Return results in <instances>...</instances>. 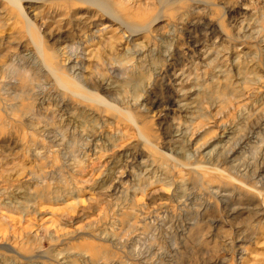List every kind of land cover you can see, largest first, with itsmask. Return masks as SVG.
<instances>
[{"label":"rangeland","instance_id":"374dc122","mask_svg":"<svg viewBox=\"0 0 264 264\" xmlns=\"http://www.w3.org/2000/svg\"><path fill=\"white\" fill-rule=\"evenodd\" d=\"M58 1L41 2L32 10L49 24L62 20L64 29L81 28L84 23L77 24L72 8L61 11L69 18L61 16ZM164 3L129 0L123 6L137 23L152 11L162 12V23L152 32L138 31L129 39L112 26L94 31L93 40L82 35L85 77L106 78L111 66H121L120 76L129 66L121 80L109 82L108 99L131 114L102 111L87 103L76 111L54 113V104L48 102L37 106L38 111L22 113L15 76L0 78L8 88L0 84V104L6 107L2 114L11 123L0 131V246L8 245L0 249V264H264L263 195L253 188L254 182L227 170L260 168L256 173L264 178V0ZM23 5L28 7L27 2ZM87 5L77 7L96 11ZM6 6L3 22L9 24L0 28V38L7 41L15 33L29 40L23 17ZM239 6L235 14L225 10ZM209 18L223 24L224 35L208 30ZM195 43H200L197 50ZM9 46L0 47V65L6 62ZM179 50L189 54L178 56ZM169 55L182 75L173 82L174 92L155 79ZM132 69L137 72L130 75ZM138 69H150L149 75ZM39 80L50 87L48 92L53 90L45 78ZM170 93L180 102L194 103L193 112L165 115ZM55 94L60 100L65 96L58 90ZM15 108L18 112L11 111ZM14 113L23 119L20 123L15 124L20 117ZM30 117L33 123L25 120ZM140 131L148 141L143 142ZM177 131L180 134L174 136ZM222 133L214 160L226 161V172L221 177L211 174L210 180L197 175L190 167L203 166L205 158L198 157L195 147L200 149ZM143 150L146 156L133 160ZM94 230L100 236L88 235Z\"/></svg>","mask_w":264,"mask_h":264},{"label":"bare ground","instance_id":"6f19581e","mask_svg":"<svg viewBox=\"0 0 264 264\" xmlns=\"http://www.w3.org/2000/svg\"><path fill=\"white\" fill-rule=\"evenodd\" d=\"M46 1H54V0H0V28H7L9 23H4L3 22V11H6L7 9V5H10L14 8H16L18 11L17 13L19 15H21L23 17V21L26 24V30L28 32V39H23V38H18V36H16L17 34L13 33L11 35H9L7 41H5L6 39H1L0 38V47L5 46L6 44H9L10 46L8 47V51L5 54V58H6V62H4L3 64L0 65V78L1 80H5L7 78H9V76L11 75V77L14 78L13 83H15V86H19L18 89L20 92L17 95L19 99H21V103L18 104L21 106V110L27 113V112H32L35 109L37 110V106L41 107L45 104V102L48 103H53L54 106L52 107V109L54 110V113L57 112V110L62 111V112H66L67 110L71 109V110H78L80 106H85L84 104L87 103L90 105H95L99 108L102 109V111L105 110H109V111H118L122 112L123 110L119 107V102L113 100L112 98L108 99V93L111 91L109 86V82L112 81V78H118L121 80L122 74L124 76V74L126 73V70L129 68V66L125 67V69L122 70V74L119 76V74L121 72H119L117 69H119L118 67H112L110 64V68L108 69L109 71H111L109 73V75L107 74L108 77L106 78H101L100 76H93L92 78H87L85 77V75H83V63H82V51L83 49V45H82V38L85 37L86 41L89 40H93L95 37V32H100L108 27H112V26H116L119 30L122 31L123 33V38H129L132 39V37L134 36V34L136 35V33L138 31H151L154 29H157V26H159V24L162 23L163 17L160 15L161 13L159 12H153L148 15L145 20L142 23H137L133 16H131L130 13L125 12L123 9V6L125 3H128L129 0H113L112 3L107 2L106 0H59L58 2H55V4L58 6L59 8V12L62 13V9L64 11H67V9H71L72 8V16L77 20V24L84 23L83 26L81 28H79L78 26L75 25L74 29H72V31H70L69 27L64 29V27H62V23L63 21L61 20L60 22L58 21L59 19H57V21L59 23L57 24H49L47 23V21H45V16L42 17H38L39 15L35 14L34 11L32 10L35 8H38L37 5H39L41 2L43 4V2ZM27 2V6L23 5V3ZM166 2V1H165ZM170 2V1H169ZM78 3H82V4H88L89 6H93V8H96L95 10H92V8H88V9H84V11L82 9H78L77 4ZM167 3V2H166ZM46 4V3H45ZM161 6H165L164 4V0H161ZM203 4V3H202ZM238 4V3H237ZM87 5V6H88ZM56 6V7H57ZM167 6H170L169 4ZM237 7V6H236ZM240 7V8H239ZM239 10H235L233 7L232 8H227L225 10H227V12H237L240 11L241 6H239ZM31 11H28L27 9H30ZM45 8V7H44ZM164 8V7H163ZM160 9L162 10V7H160ZM173 9V8H172ZM187 8L185 7V10ZM171 10V9H170ZM48 11V10H47ZM50 11V10H49ZM59 12L56 11V13ZM80 14V15H79ZM232 14V13H231ZM229 13V15H231ZM35 16V20L32 19V16ZM55 15V14H54ZM53 15V16H54ZM41 16V15H40ZM49 17V15H47ZM63 17H68L66 14L64 15L62 13ZM93 16H96V18L93 19ZM99 16V17H98ZM56 18V17H55ZM206 18V17H205ZM208 18V17H207ZM54 18H52L53 20ZM165 19V18H164ZM48 20V19H47ZM55 20V19H54ZM72 20V19H71ZM206 20V25L208 26V30H214L215 33H218L219 35H224V26L222 23L216 22L209 19H205ZM51 21V20H50ZM55 21V22H57ZM85 21H88L87 23H85ZM53 22V21H52ZM67 22V21H66ZM73 23V22H72ZM71 23V24H72ZM69 24V23H68ZM74 24V23H73ZM88 26V27H87ZM75 30V31H74ZM158 31V30H157ZM26 32V33H27ZM152 32V31H151ZM154 32V31H153ZM126 33H129V35H127ZM150 33V32H149ZM25 34V33H24ZM142 34V33H140ZM73 35L76 36L73 38ZM82 35H84L82 37ZM138 35V34H137ZM8 36V35H7ZM24 36V35H23ZM26 36V35H25ZM27 37V38H28ZM84 39V38H83ZM128 40V39H127ZM133 41V40H132ZM129 42V41H128ZM197 42V41H196ZM84 43V41H83ZM86 43V42H85ZM175 44V43H173ZM200 44V43H199ZM198 43H195V46L193 48V50H197L198 47L200 46ZM130 45V44H129ZM134 45V44H133ZM138 46V45H137ZM136 46V47H137ZM34 47V48H33ZM141 49V48H139ZM137 49V50H139ZM130 50V49H129ZM133 50V49H132ZM131 51V50H130ZM125 52V51H124ZM132 52V51H131ZM136 51L134 50L133 53H135ZM177 55L178 56H183L186 57L187 53L189 51H177ZM194 52V51H193ZM130 53V52H129ZM131 53V55H135ZM146 53V52H145ZM139 54V53H138ZM141 54V53H140ZM139 54V56H140ZM143 54V53H142ZM148 54V53H147ZM154 54V53H153ZM189 54V53H188ZM173 55V54H171ZM193 55V54H192ZM64 57L63 62L61 60V57ZM136 56V55H135ZM134 56V57H135ZM170 56V55H169ZM177 56V57H178ZM123 57V56H122ZM137 57V56H136ZM142 57V55L140 56V58ZM138 58V57H137ZM182 58V57H181ZM133 59V58H132ZM136 59V58H134ZM133 59V60H134ZM173 57H167L166 61L167 63L164 64V67L160 69L162 70V72L160 73L159 70H157V67L155 70H157V72L160 73V75L158 76V74L156 75L158 81H162V83H164V85H167L172 89L173 86V82H176V80L179 78V73L176 72L175 70V65L172 62L173 61ZM122 62L124 61V59H121ZM141 60V59H140ZM143 60V59H142ZM192 60V59H191ZM135 61V60H134ZM139 61V59H138ZM165 61V62H166ZM177 61V60H176ZM116 62V61H115ZM119 62V61H118ZM121 62V63H122ZM125 62V61H124ZM145 62V61H144ZM143 62V64H145ZM114 63V62H113ZM120 63V62H119ZM138 63V62H136ZM141 63V61H140ZM177 63V62H176ZM107 64V63H106ZM118 64V63H117ZM127 64V62H126ZM142 64V63H141ZM140 64V66H141ZM162 64V66H163ZM109 65V64H108ZM151 65V64H150ZM136 66L138 67L139 65L136 64ZM139 66V67H140ZM146 66V65H145ZM148 66V65H147ZM135 68V66H133ZM142 67V66H141ZM140 67V68H141ZM151 67V66H150ZM107 68V67H106ZM177 68V67H176ZM130 69V68H129ZM144 69V68H143ZM142 69V70H143ZM153 69V68H152ZM183 69V68H182ZM121 70V68H120ZM135 71L130 72L131 73H136L137 70L134 69ZM139 70V69H138ZM141 70V69H140ZM139 70V71H140ZM108 71V72H109ZM128 71V70H127ZM150 71V69H149ZM148 71V72H149ZM183 71V70H182ZM129 72V71H128ZM142 72V71H140ZM147 72V73H148ZM152 72V70H151ZM156 72V71H155ZM8 73L10 75H8ZM146 72H142L141 75L143 74L144 76L147 74ZM106 74V73H104ZM127 74V73H126ZM129 75V76H130ZM149 75V73H148ZM147 75V76H148ZM151 75V74H150ZM155 75V74H153ZM134 76V75H133ZM152 76V75H151ZM182 76V75H181ZM19 77V78H18ZM127 77V76H126ZM143 77V76H142ZM146 77V76H145ZM149 77V76H148ZM39 78H45L47 80V84H50L51 86H53V90H58L62 91L63 93H65V96H63L64 98L62 100L58 99V96H56L55 92L52 90L49 91L50 87L39 83ZM111 78V79H110ZM123 78V77H122ZM184 78V77H183ZM117 79V80H118ZM127 78H125L124 81H126ZM142 79V78H140ZM122 80V82H123ZM144 80V79H143ZM12 81V80H11ZM145 81V80H144ZM155 81V80H154ZM182 81V80H181ZM6 82V81H4ZM3 82V84H4ZM45 82V81H44ZM131 82V80H130ZM168 82V83H167ZM12 83V84H13ZM113 83V82H112ZM180 83V82H179ZM0 84H2V82H0ZM2 84V85H3ZM7 84V83H5ZM5 84L3 86H5ZM11 84V83H10ZM18 84V85H17ZM125 84V83H124ZM182 84V83H181ZM1 85V86H2ZM14 85V84H13ZM111 85V84H110ZM130 85V84H129ZM163 85V86H164ZM2 86V87H3ZM125 86V85H124ZM151 86V85H150ZM7 86H5L3 89H6ZM153 87V86H151ZM167 87V88H168ZM1 88V87H0ZM36 88L39 90L41 89L39 92L36 90ZM51 88V89H52ZM166 88V87H165ZM191 88V87H190ZM2 89V90H3ZM8 89V88H7ZM6 89V90H7ZM45 89V90H44ZM151 89V88H150ZM193 89V87L191 88ZM190 89V90H191ZM113 90H115L113 88ZM166 90V91H167ZM174 92V89H172ZM195 90V89H194ZM37 91V92H36ZM46 91V93H43ZM193 91V90H192ZM191 91V92H192ZM4 92V91H3ZM3 92H0V95L2 96ZM112 92V91H111ZM115 92V91H114ZM149 92V91H148ZM151 92V91H150ZM149 92V93H150ZM172 92V93H173ZM190 92V93H191ZM148 93V94H149ZM152 93V92H151ZM176 93V92H175ZM39 94H42L43 97H39ZM60 94V93H59ZM58 94V95H59ZM113 94V93H112ZM168 94V91H167ZM171 94V93H170ZM185 94V92H184ZM61 95V94H60ZM59 95V96H60ZM183 95V94H182ZM192 95V94H191ZM111 96V95H110ZM3 97V96H2ZM107 97V98H106ZM144 97V96H143ZM146 97V96H145ZM169 97V96H168ZM186 97V96H185ZM193 97V96H192ZM61 98V97H60ZM17 99V98H16ZM148 99V98H147ZM150 99V98H149ZM166 99V98H165ZM168 99V98H167ZM181 99V98H180ZM192 99V98H191ZM196 99V97H195ZM4 100V98H3ZM1 99V102L3 101ZM137 100V99H136ZM6 101V100H5ZM8 101V100H7ZM166 101V100H164ZM181 100H176V98L174 99V95H170L169 100L166 104V106H164L163 111L165 112V115H169L170 112H174L176 113V111H184V112H193L192 110L194 109V103H183L180 102ZM20 101H18L19 103ZM144 102V100H143ZM178 103L177 107H173L175 105V103ZM5 103V102H3ZM145 103V102H144ZM143 103V104H144ZM157 103V102H156ZM165 102L161 103L164 104ZM251 103V102H250ZM6 104V103H5ZM8 104V103H7ZM148 104V103H146ZM160 104V106H161ZM248 104V103H247ZM246 104V105H247ZM4 105V104H3ZM3 105L0 104V131L5 132L7 127H9L11 125L10 121L6 118V116H4L2 114V112H5V105L3 107ZM16 105V104H15ZM249 105V104H248ZM247 107H250L248 106ZM150 106H153L150 105ZM159 106V107H160ZM86 107V106H85ZM244 107V106H243ZM246 107V108H247ZM44 108V107H43ZM47 108V107H46ZM69 108V109H68ZM78 108V109H77ZM145 108V107H144ZM245 108V107H244ZM9 109V108H8ZM40 109V108H39ZM51 109V110H52ZM91 109V108H90ZM150 109V108H149ZM251 109V108H249ZM248 109V110H249ZM253 109V108H252ZM14 110V111H13ZM11 110L12 112H18L15 109ZM52 110V111H53ZM85 110V109H84ZM83 110V111H84ZM7 111V110H6ZM10 111V110H9ZM38 111V110H37ZM74 111V112H75ZM86 111V110H85ZM89 111V110H87ZM126 110H124L123 112H125ZM148 111V110H147ZM242 111V110H241ZM240 111V112H241ZM251 110H249L250 112ZM8 112V111H7ZM19 112V114H20ZM42 112V111H41ZM64 112V113H65ZM68 112V111H67ZM91 112V110L89 111ZM93 112V111H92ZM91 112V113H92ZM149 112V111H148ZM86 113V112H85ZM95 113V111H94ZM125 113H129V111L125 112ZM246 113V112H245ZM5 114V113H4ZM13 114V113H12ZM15 114V113H14ZM70 114V113H69ZM102 114V113H101ZM131 114V113H129ZM129 114H127L129 116ZM188 114V113H187ZM240 114V113H239ZM251 114V113H250ZM18 115V114H15ZM23 117V114H20ZM25 115V114H24ZM96 115V114H95ZM243 115V113H242ZM246 115V114H244ZM248 115V114H247ZM19 116V115H18ZM34 116V115H33ZM69 116V115H68ZM101 116V115H100ZM241 116V115H240ZM250 116V115H249ZM20 118H18L17 120H13L16 123H20L19 119H21V116H19ZM35 117V116H34ZM131 117V116H130ZM188 117V116H187ZM195 117V116H194ZM263 117V116H262ZM10 118V115H9ZM17 118V117H16ZM25 118V117H23ZM31 118V117H30ZM65 118V117H64ZM68 118V117H67ZM101 118V117H98ZM189 118V117H188ZM249 118V117H247ZM245 118V119H247ZM104 119V118H101ZM132 119V118H131ZM130 119V120H131ZM192 119V118H191ZM194 119V118H193ZM242 119H244L242 117ZM12 120V121H13ZM23 120V119H21ZM27 121H29L30 123L32 122V119H25ZM64 120V119H63ZM70 120V119H69ZM135 120V119H134ZM241 120V119H240ZM24 121V122H27ZM37 121V120H36ZM34 122V121H33ZM32 122V123H33ZM70 122V121H69ZM112 122V121H111ZM133 122V121H132ZM135 122V121H134ZM238 124H242L241 122L239 123V121L237 120ZM246 122V121H245ZM67 123V122H66ZM136 123V122H135ZM134 123V126L136 125ZM249 123V122H248ZM25 124V123H23ZM22 124V125H23ZM29 124V123H28ZM133 124V123H132ZM261 124V122H260ZM14 125V124H13ZM27 125V123H26ZM230 125V124H229ZM235 125V124H233ZM237 125V124H236ZM140 126V125H139ZM241 126V125H240ZM239 126V127H240ZM250 126V125H249ZM230 127V126H229ZM232 127V126H231ZM236 127V126H234ZM233 127V128H234ZM243 127V125H242ZM136 128V127H135ZM141 128V127H140ZM225 128V127H224ZM227 128V127H226ZM226 128L224 130H226ZM252 128V127H251ZM139 129V128H136ZM237 128H235L236 130ZM141 130V129H139ZM138 130V131H139ZM223 130V131H224ZM242 130V129H241ZM170 131V130H169ZM141 132V131H140ZM139 132V133H140ZM181 132V131H179ZM231 132V131H230ZM229 132V133H230ZM233 132V131H232ZM138 133V134H139ZM171 133V132H170ZM226 133V132H224ZM224 133H222V135L216 139L210 140L208 142L203 143V145L201 146V148L199 149V147H195V151L198 155V157L200 156L201 159L205 158V162L203 163V166L197 165L195 167H190L191 170H193L194 172L197 173V175H200L202 177H208V179L210 180V176H218L220 175V177L223 175V173L226 172V168H224L226 161H224L223 163H221V161H215L214 159V155H215V150L217 149L218 146V140H221V138H223L225 135H223ZM235 133V132H233ZM180 134V133H179ZM178 131L176 132V134H174V136L179 135ZM228 134V132L226 133ZM141 136H143V142H144V138H146L145 140H147V137L141 132L140 133ZM244 135V134H243ZM227 136V135H226ZM180 137V136H179ZM228 137V136H227ZM233 137V136H231ZM230 137V138H231ZM141 139V138H140ZM227 140V139H226ZM229 140V139H228ZM243 140V139H242ZM142 141V140H141ZM148 141V140H147ZM146 141V142H147ZM230 141V140H229ZM240 141V140H239ZM221 143V142H220ZM226 143V142H225ZM148 144V142H147ZM150 144V142H149ZM237 144V143H236ZM166 145V143H165ZM231 145V144H230ZM222 146V145H221ZM161 150V147H159ZM158 148V149H159ZM164 148V147H162ZM192 148V147H190ZM194 148V147H193ZM241 148V147H240ZM143 149V148H142ZM145 149V148H144ZM157 149V148H156ZM232 149V147H231ZM234 149V148H233ZM232 149V150H233ZM138 150V149H137ZM146 150V149H145ZM168 150V149H167ZM220 150V149H219ZM235 150V149H234ZM166 151V150H164ZM237 151V150H236ZM171 152L172 149H171ZM181 152V151H180ZM226 152H229L228 150ZM260 152V151H259ZM134 153V152H133ZM233 153V152H232ZM164 155V154H163ZM194 155V154H193ZM131 156V154H130ZM146 156V152L143 151H139L136 152L132 157L133 160L137 159V158H141ZM196 157V156H195ZM227 157V156H226ZM172 158V157H171ZM200 159V158H199ZM218 159V158H217ZM226 159V158H225ZM176 160V159H175ZM233 160V159H232ZM228 162V161H227ZM230 162V161H229ZM195 163V162H194ZM264 163V162H263ZM232 164V163H231ZM181 166H183L182 164H180ZM196 165V164H195ZM262 165V164H261ZM260 165V166H261ZM238 166V165H237ZM184 167V166H183ZM182 167V168H183ZM259 167V166H258ZM187 168V167H186ZM263 167L261 166V169ZM185 169V168H184ZM188 171H191V170ZM260 169V168H259ZM258 168L252 171V169H247L245 172H243L242 170H240L238 167L236 166H230L229 168H227V170H230L232 173V170H235V175L239 178L240 176L245 177V179L248 180V182H254V187L255 190H259L258 193L263 195V201H264V192H262V190L264 191V178L263 177H259L260 175L257 174V170H259ZM149 170V169H148ZM187 170V169H186ZM150 171V170H149ZM260 171V170H259ZM259 173V172H258ZM213 176H212V175ZM227 174V173H226ZM225 174V175H226ZM234 175V177H235ZM259 175V176H258ZM231 177V176H230ZM232 177V179L234 178ZM225 178V177H224ZM234 181L236 179H233ZM238 181V180H237ZM182 182V181H180ZM213 183V182H212ZM178 184V183H176ZM186 184V183H185ZM243 184V183H242ZM186 187V186H185ZM181 188V187H180ZM223 188V186H222ZM183 189V188H181ZM179 190V189H178ZM214 190V189H212ZM225 190V189H224ZM181 191V190H180ZM176 192V191H175ZM177 193V192H176ZM215 193V192H214ZM171 195V194H170ZM260 195V196H261ZM174 196V195H173ZM177 196V195H176ZM179 197V195L177 196ZM188 197V196H187ZM217 198V196H215ZM224 197V196H223ZM183 199V198H182ZM222 200V199H221ZM185 201V200H184ZM183 201V202H184ZM221 202V201H220ZM178 203V202H177ZM185 203V202H184ZM182 204V203H181ZM183 205V204H182ZM168 206V205H167ZM167 206L165 208H167ZM200 209V208H199ZM124 210V209H122ZM121 211V209H120ZM164 211V210H163ZM123 212V213H122ZM121 213L124 214L125 210L122 211ZM135 212V211H133ZM151 213V212H150ZM167 213V212H166ZM121 214V215H122ZM154 214V212H153ZM157 214V213H156ZM126 215V214H125ZM148 215V214H147ZM135 216V215H134ZM137 216V215H136ZM150 216V215H149ZM146 217V216H145ZM148 217V216H147ZM155 218H157L156 216H153ZM143 218L142 216L140 217V219ZM148 219V218H145ZM144 219V220H145ZM142 220V219H141ZM140 220V221H141ZM149 220V219H148ZM147 222V221H146ZM141 226V225H140ZM99 233V230H94L90 233H88V235H91L93 237L97 236ZM100 236V234L98 235ZM74 238V237H73ZM10 245V244H9ZM8 245H3L0 246V249H2L3 247H6ZM10 251V250H9ZM12 251V250H11ZM123 252V251H122ZM99 253V252H97ZM96 254V253H95ZM98 256V255H97ZM1 257V256H0ZM23 257V256H22ZM25 258V257H23ZM22 258V259H23ZM150 258V257H149ZM127 262V261H126Z\"/></svg>","mask_w":264,"mask_h":264}]
</instances>
